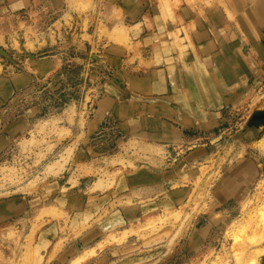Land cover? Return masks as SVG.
I'll return each mask as SVG.
<instances>
[{
  "label": "rangeland",
  "instance_id": "374dc122",
  "mask_svg": "<svg viewBox=\"0 0 264 264\" xmlns=\"http://www.w3.org/2000/svg\"><path fill=\"white\" fill-rule=\"evenodd\" d=\"M60 1L37 0L36 11L0 18V30L14 37L8 45L0 39V56L14 71L22 70L30 58L56 52L69 63L88 53L95 71L81 77L75 66L51 77L39 89L47 120L0 155V199L23 195L34 199L35 208L55 205L42 212L49 219L41 227H55L48 247L50 252L54 244V256L48 260L46 251L44 264H264V128L250 144L261 172L246 195L221 200L215 192L239 153L233 151L235 140H242L235 131L264 123V75L244 97L227 105L230 112L215 131L217 139L202 135L197 141L166 145L165 150L149 149L107 118L102 129L84 141L59 126L58 117L50 119L51 114L69 110L67 104L74 100L83 128L103 93L102 84L112 78L113 67L103 60L105 51L117 44L131 46L135 12L138 29L145 26L142 33L153 32L154 20L170 16L172 8L163 4L171 0H157L158 9L152 8L153 0ZM29 91L34 97L36 90ZM200 145L208 155L198 161L189 152ZM81 149L94 167L81 166L79 171L76 157ZM148 171L154 175L153 189H148ZM71 175L80 178L70 181L82 189L106 175L108 190L117 193L94 206L88 204V194L77 195L75 201L59 189L70 186ZM135 175V184L126 180ZM31 235L26 239L35 241ZM14 257L19 264L23 255ZM24 257V264H43L35 251L27 250Z\"/></svg>",
  "mask_w": 264,
  "mask_h": 264
},
{
  "label": "crops",
  "instance_id": "0c3cea01",
  "mask_svg": "<svg viewBox=\"0 0 264 264\" xmlns=\"http://www.w3.org/2000/svg\"><path fill=\"white\" fill-rule=\"evenodd\" d=\"M55 2L61 3L60 0ZM152 3L154 9L161 7L157 0ZM163 5L172 8V12L153 21V32L142 33L145 26L138 29V13L135 12V21L130 24L131 46L117 44L105 51L103 60L113 67L112 78L102 84L103 93L85 126H81L74 100L68 102L69 110L51 114L50 119L58 117L59 126L71 130L73 137L86 141L111 118L133 139L139 140V145L149 149L165 150L166 145L197 141L202 135H214L217 139L215 131L230 112L227 105L244 97L251 91L253 81L263 78L264 0H171ZM37 6V0H0V18L10 13L26 15L36 11ZM133 9L130 7L129 12ZM13 38L12 32L0 30V39L5 45L9 41L11 44ZM35 42L38 48L39 42ZM88 57L87 53L69 63L56 52L30 58L22 70L14 71L0 56V155L47 120L39 89L51 77L58 78L75 66L81 77L88 71L93 73ZM31 89L36 90L34 97L27 94ZM263 128L264 123L250 124L243 131H235L242 140H235L233 151L239 153L216 184L219 199L245 196L260 174L261 165L250 144ZM205 155L208 154L203 145L189 152V156L198 161ZM76 158L79 171L81 166L82 170L94 167L85 149H81ZM148 172L150 184L154 175ZM103 177L82 189L70 181L79 182L80 178L71 175L70 186L60 185L59 189L67 190V196L75 201L77 195L80 198L88 194L87 202L94 206L117 193V189L108 190V176ZM136 177L129 176L126 180L135 184ZM167 180L165 178V184ZM97 183L102 187L95 188ZM150 187L151 184L148 189ZM94 189L99 191L93 192ZM147 199H150L149 193ZM34 204V199L23 195L0 199V264H18L14 256L19 252L23 255L19 264H24L27 250L35 251L37 260L43 264L46 251L48 260L54 256V244L50 252L48 247L55 236V227L41 225L49 219L42 216V212L55 205L35 208ZM10 233H13L11 238ZM32 233L35 241L27 240Z\"/></svg>",
  "mask_w": 264,
  "mask_h": 264
},
{
  "label": "bare ground",
  "instance_id": "6f19581e",
  "mask_svg": "<svg viewBox=\"0 0 264 264\" xmlns=\"http://www.w3.org/2000/svg\"><path fill=\"white\" fill-rule=\"evenodd\" d=\"M260 144V143H259ZM262 144V143H261Z\"/></svg>",
  "mask_w": 264,
  "mask_h": 264
}]
</instances>
